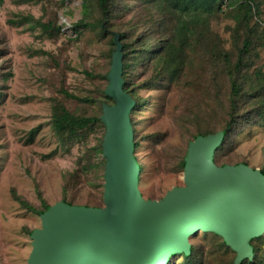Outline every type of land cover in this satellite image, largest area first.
Returning a JSON list of instances; mask_svg holds the SVG:
<instances>
[{"label":"rangeland","instance_id":"374dc122","mask_svg":"<svg viewBox=\"0 0 264 264\" xmlns=\"http://www.w3.org/2000/svg\"><path fill=\"white\" fill-rule=\"evenodd\" d=\"M239 6L225 5L198 29L186 64L176 63L173 74L166 60L151 57L129 69L128 88L139 103L131 115L140 143L136 154L144 164L140 189L145 198L160 199L183 185L181 161L194 136L226 127L235 115L237 125L220 151L219 164L264 167V116L257 115L264 99V0L248 14ZM152 13L151 3L143 0H118L109 19L103 18L98 0H0V264H28L30 231L42 225L40 214L15 194L37 208H43L38 191L51 205L62 199L104 205L106 163L93 151L103 140V128L87 139L62 142L51 124L53 105L60 100L78 115L102 113L99 98L109 83L105 75L112 66L113 33H131L133 39L146 18L158 43L164 31L178 46L176 20L166 13L162 23L157 10L153 25ZM135 21L140 28L134 36ZM41 22L62 29L46 31ZM246 36L255 43L248 69L250 96L233 108L228 69ZM63 89L88 100L70 98ZM222 240L200 230L190 238L192 260L179 253L166 264H233L236 253ZM255 243L264 259V238Z\"/></svg>","mask_w":264,"mask_h":264},{"label":"water","instance_id":"95a60500","mask_svg":"<svg viewBox=\"0 0 264 264\" xmlns=\"http://www.w3.org/2000/svg\"><path fill=\"white\" fill-rule=\"evenodd\" d=\"M116 39L105 90L114 103H104L101 115L104 205L52 204L31 233L28 264H166L188 253L200 230L222 236L239 263L252 253L249 240L264 234V173L247 163L218 164L221 133L198 136L185 157L184 184L160 199L145 198L131 120L135 100L124 89Z\"/></svg>","mask_w":264,"mask_h":264},{"label":"trees","instance_id":"16d2710c","mask_svg":"<svg viewBox=\"0 0 264 264\" xmlns=\"http://www.w3.org/2000/svg\"><path fill=\"white\" fill-rule=\"evenodd\" d=\"M118 0H98V5L103 15V18L109 19L112 13V8L114 9L115 6L117 7ZM144 5L151 3L152 5V21L153 25H155V12L157 10L161 11L162 13V23L165 21V14L168 13L171 19H174L177 22V27L175 28V35L174 38L178 41V46L175 45L174 41H171L170 38H167L165 32H162V36L159 39V43L156 39V35L150 33L148 31V24L147 19H143L142 24V32L138 33L140 25L138 22L135 21L133 23L131 29H133L134 36L138 33L137 37L132 38L131 33L123 32L121 35H118V41H123V48L121 50V55L124 63L123 68V79H124V89L134 98L135 104L133 106L132 111L136 109L139 105L138 100L136 99L133 91H129L128 88V72L130 68H136L139 61L146 62V60L151 57L153 59H161L166 60L168 63H165V66H169V70L171 73L174 71V66L186 64L188 60L187 56V49L192 44V40L195 37L199 28H202L204 25H208L210 22V18L223 10L225 5L232 6L233 4L240 5V9L248 14V12L254 7H258L259 0H143ZM15 22V21H12ZM40 22V21H39ZM41 26L44 30L53 32H58L62 29V27L54 26L51 22H41ZM101 27L104 29L103 25ZM116 33H113L112 37V44L115 45L113 53L117 47V39ZM149 38L150 40V47L147 49L146 46V39ZM255 43L254 39L251 36H246L243 47L240 49V54L236 60V62L231 63L233 64L230 69H228V76L231 79V95L230 101L233 108L238 107L240 102L245 101L250 96V91L248 89L251 75L248 74V69L250 67V61L253 56V49ZM166 53L169 55L167 56ZM176 63H178L176 65ZM183 67V66H182ZM259 75V70L255 71ZM89 75H93L92 73H88ZM173 74V73H172ZM257 75V76H258ZM105 79H108V75H105ZM256 91V90H255ZM254 91V92H255ZM63 93L70 97L77 100L87 101V97H80L73 93H70L67 90L63 89ZM259 97V94L256 95V98ZM99 102L101 104L102 112H103V105L104 103H114V100L109 97L105 91H103L101 97L99 98ZM260 111L257 115L264 116V99L259 101ZM132 114V112H131ZM101 114L99 115H78L71 110L60 100H55L53 105V112L51 117V124L52 128L56 135L60 136L61 141L64 142L70 141L73 138H79L80 140L87 139L89 135L94 133L98 127L103 128V137L105 135V125L101 120ZM131 120L135 130V148L139 146V142L137 141L136 137V125L131 115ZM238 118L235 115L231 122L228 125L220 130L214 132H205V133H198L194 136V138L198 136H209L212 134L221 133L222 135V143L217 148L215 152L214 160L219 164L218 158L220 156V151L223 149V146L228 142L232 131L234 130L232 127L233 125H237ZM193 138V139H194ZM192 139V140H193ZM102 142L103 140L93 147V151L97 155H102ZM186 157V155H185ZM185 157H183L181 161V167L184 169L185 166ZM136 160L139 166V170L142 173L144 171V164L140 161L136 154ZM102 162H105V159H102ZM240 163H247V162H240ZM225 164V163H221ZM248 164V163H247ZM261 171L264 173V167L260 168ZM104 186V184H103ZM64 193H68V187H64ZM38 195L43 202V208H37L29 203L26 199L22 196H18L15 194V198L28 210L33 211L38 214H42L46 210L50 209L51 204H48L42 199L41 191H38ZM66 201L65 199H62ZM68 202V201H66ZM72 204L71 202H68ZM33 230L30 231L32 233ZM215 233V232H214ZM217 234V233H216ZM219 235V234H217ZM223 238V237H222ZM264 238V234L259 236L253 237L249 240L250 245L252 246V253L249 257L242 259L239 263L235 262L236 255L234 258L233 264H264V259L261 258V247H259L255 241L258 239ZM222 243L228 247H230L226 241L222 240ZM234 251V250H233ZM186 260H192L195 255V249L191 243V247L189 252H182L181 253ZM194 263V261H191ZM191 263V264H192Z\"/></svg>","mask_w":264,"mask_h":264}]
</instances>
